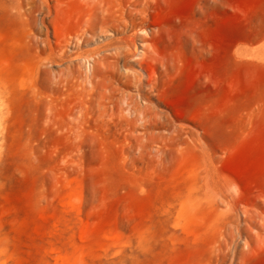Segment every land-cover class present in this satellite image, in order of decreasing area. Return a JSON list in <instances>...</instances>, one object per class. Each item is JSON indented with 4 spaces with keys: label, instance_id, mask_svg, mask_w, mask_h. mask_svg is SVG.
Listing matches in <instances>:
<instances>
[{
    "label": "rangeland",
    "instance_id": "rangeland-1",
    "mask_svg": "<svg viewBox=\"0 0 264 264\" xmlns=\"http://www.w3.org/2000/svg\"><path fill=\"white\" fill-rule=\"evenodd\" d=\"M139 1L0 0V264H264V0Z\"/></svg>",
    "mask_w": 264,
    "mask_h": 264
},
{
    "label": "bare ground",
    "instance_id": "bare-ground-1",
    "mask_svg": "<svg viewBox=\"0 0 264 264\" xmlns=\"http://www.w3.org/2000/svg\"><path fill=\"white\" fill-rule=\"evenodd\" d=\"M77 3L79 2L82 5V10L80 11L81 14L79 13V10L77 13L80 14L79 18H75L73 15H70L71 17H73L72 20H76V22L74 23V25H76L75 27L77 28L73 33L74 35L71 34V32L66 29L63 28L61 25V23L63 22L62 20H58L57 16L59 14H64L66 13V8H64V6L69 3L70 5H72L70 2H73V0H56L55 4H53V8L55 9L56 15L54 14V17H52V15L50 16V22L53 26V34L56 37V43H58L59 45H65L68 44L69 42H72L74 40H77L78 38H81V35L86 34V32L90 31V32H96L97 31H102V32H107L108 34H112V31H115L116 33L121 31L122 25L125 27H128V24H126V17H132V12L131 11H137L141 12L143 11L142 8H140V1L139 0H75ZM142 1V0H141ZM144 1V0H143ZM74 4V2H73ZM79 4V5H80ZM143 4V3H142ZM77 5V4H75ZM127 5H132V10L130 9V11H127L126 6ZM50 7V6H48ZM76 7V6H75ZM78 7V5H77ZM142 7V6H141ZM19 8V7H18ZM81 8V7H80ZM78 8V9H80ZM72 11V10H71ZM133 11V12H134ZM74 12V13H75ZM144 12V11H143ZM73 13V12H72ZM71 13V14H72ZM70 14V13H69ZM145 15V14H144ZM49 16V15H48ZM69 16V17H70ZM62 17V16H61ZM67 18V17H66ZM75 18V19H74ZM133 18V17H132ZM27 21L30 24L32 22V19L30 17H27ZM61 19V18H60ZM70 19V18H69ZM130 20V19H129ZM70 20L64 21L67 24L71 25V22H69ZM134 21V19H133ZM63 22V23H64ZM141 22V23H140ZM139 24L143 25L145 21H140ZM36 23V22H35ZM134 23V22H133ZM67 26V25H66ZM140 26V25H139ZM147 26V25H146ZM142 26L141 28L144 29H149L150 32L152 33L155 30V26H147V27ZM40 27V26H39ZM68 28V27H67ZM70 28V27H69ZM74 28V27H73ZM73 28H71L70 30H72ZM140 28V27H139ZM89 33V32H88ZM48 34V31H47ZM73 36L72 39L74 40H70L67 39V36ZM148 35V34H147ZM151 35V34H150ZM68 36V37H69ZM145 37V36H144ZM83 38V37H82ZM79 40V39H78ZM146 43V42H145ZM148 43V42H147ZM146 43V44H147ZM71 44V43H70ZM126 46V45H125ZM149 46V45H148ZM146 47V46H145ZM120 45L119 46H115L114 45V51L115 53H119L121 51L120 49ZM128 48V47H127ZM149 48V47H148ZM43 49V48H42ZM129 49V48H128ZM126 50V49H125ZM131 50V49H130ZM152 50V49H151ZM106 51V50H105ZM113 51V52H114ZM132 51V50H131ZM150 51V50H149ZM149 51L145 48L141 55L138 57L137 56V61L140 63L141 67L144 68L147 71L148 77L146 78L149 82L150 79L155 75L156 70H155V66L154 64L150 61V54L148 55ZM52 52V51H51ZM108 52V51H107ZM50 53V52H48ZM47 53V54H48ZM63 53V52H62ZM77 53V52H76ZM111 53V52H110ZM153 54V52H151ZM52 54V53H51ZM106 54H100V49H97L94 51V54H92L94 65L99 64V66H101L102 64L105 65L104 63V59L109 55ZM114 54V53H112ZM151 54V55H152ZM63 55L60 53V56ZM115 55V54H114ZM138 55L137 53H134L133 56ZM50 56V55H49ZM52 56V55H51ZM75 56V55H74ZM61 58V57H60ZM84 58V57H83ZM133 58V57H132ZM49 59V58H48ZM73 59V58H72ZM136 59V58H135ZM154 59V57H153ZM62 60V58H61ZM92 60V59H91ZM57 61V60H56ZM67 61V59H66ZM69 62V61H68ZM71 62V61H70ZM69 62V64H70ZM107 62V61H106ZM64 63L57 61L56 65L57 66H61ZM66 64V63H65ZM68 64V65H69ZM101 64V65H100ZM107 64V63H106ZM144 64V66H143ZM67 65V64H66ZM71 65V64H70ZM63 67V66H62ZM68 67V66H66ZM70 67V66H69ZM68 67V68H69ZM95 68V67H94ZM101 68V67H99ZM64 69V68H62ZM70 69V68H69ZM101 69H99L100 71ZM62 71V70H61ZM97 72V70H95V73ZM60 73V72H59ZM72 73V71L70 72ZM94 73V74H95ZM97 74V73H96ZM61 76V75H60ZM66 77V74H65ZM96 77V76H94ZM98 77V74H97ZM105 83V82H104ZM152 83V82H151ZM102 85V84H101ZM153 85V84H152ZM150 86V85H149ZM100 87V86H98ZM102 87V86H101ZM103 96V95H102ZM209 186V185H208ZM191 198V197H190ZM189 202V201H188ZM192 202V201H191ZM193 204V203H192Z\"/></svg>",
    "mask_w": 264,
    "mask_h": 264
}]
</instances>
